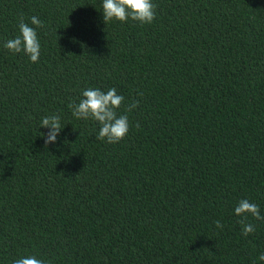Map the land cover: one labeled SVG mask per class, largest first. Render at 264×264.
I'll use <instances>...</instances> for the list:
<instances>
[{"label": "trees", "instance_id": "trees-1", "mask_svg": "<svg viewBox=\"0 0 264 264\" xmlns=\"http://www.w3.org/2000/svg\"><path fill=\"white\" fill-rule=\"evenodd\" d=\"M152 2L141 25L105 24L102 0H0V264H261L264 219L245 237L234 208L264 216V0ZM34 15L36 63L3 47ZM90 87L125 98L119 143L72 116Z\"/></svg>", "mask_w": 264, "mask_h": 264}, {"label": "clouds", "instance_id": "clouds-1", "mask_svg": "<svg viewBox=\"0 0 264 264\" xmlns=\"http://www.w3.org/2000/svg\"><path fill=\"white\" fill-rule=\"evenodd\" d=\"M102 15L104 23L113 20L126 22L128 20L138 22L141 25L151 24L156 16L152 0H102ZM35 26V27H33ZM44 23L38 16H32L30 23H26L21 16L18 22V35L3 43V47L11 53H23L32 63H36L40 57V41L36 28H43ZM143 95V93H139ZM124 97L117 93L115 88L102 91L98 88H87L82 90L78 102L69 103L72 116L77 120H93L98 124L97 139L108 144L119 143L129 131V121L126 114H117V110L124 103ZM139 101H131L125 112H131L138 107ZM40 127L49 131L45 137V144L55 143L57 136L62 130L60 116L51 114L42 118ZM139 127V123L136 124ZM234 214L241 217L239 223L242 226V235L248 236L255 232V225L247 222L249 216L256 220L264 219L261 216L257 204L248 199H241L234 208ZM215 227L223 229L220 220L214 222ZM258 260L264 264V253L260 254ZM12 264H46L43 259L34 255L23 256L15 259Z\"/></svg>", "mask_w": 264, "mask_h": 264}]
</instances>
